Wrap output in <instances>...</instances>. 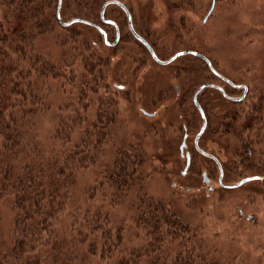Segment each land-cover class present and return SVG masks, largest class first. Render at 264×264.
Listing matches in <instances>:
<instances>
[{
  "label": "trees",
  "instance_id": "trees-1",
  "mask_svg": "<svg viewBox=\"0 0 264 264\" xmlns=\"http://www.w3.org/2000/svg\"><path fill=\"white\" fill-rule=\"evenodd\" d=\"M57 1L0 0V203L7 201L12 214L6 237L0 225V264H228L210 255L189 215L147 188L145 157L135 144L101 164L104 147L117 139L113 98L99 92L108 86L105 64L86 37L62 27ZM103 1L89 0L78 17L100 20ZM46 40L60 49L51 51L55 57ZM77 57L76 93L52 115L48 136L41 134L50 84L68 73L73 80ZM255 90L227 106L217 123L221 134L234 135L222 147L236 154L242 171L264 177V86ZM97 163L101 178L71 206L76 171ZM128 196L130 221L111 224V206Z\"/></svg>",
  "mask_w": 264,
  "mask_h": 264
},
{
  "label": "rangeland",
  "instance_id": "rangeland-1",
  "mask_svg": "<svg viewBox=\"0 0 264 264\" xmlns=\"http://www.w3.org/2000/svg\"><path fill=\"white\" fill-rule=\"evenodd\" d=\"M124 2L135 29L148 30L141 34L153 45L159 59L166 60L180 50H194L231 82L246 85V98L256 94V87L264 86V0H214V3L213 0H187L177 7L167 0ZM212 4L213 10L203 22ZM89 6V0H61L60 15L67 21L80 16L79 9L87 10ZM106 17L113 19L120 31V39L114 46L104 42L95 26L80 22L62 25L82 35L79 38L86 37L88 47L95 50V57L105 64L103 74L108 86L99 92L109 93L113 98L117 139L116 143L104 147L101 164L111 163L120 146L135 144L145 157L147 188L170 200L185 216L189 215V220L198 225L199 236L210 247V255L228 264H264V179L249 180L237 187H224L218 182V163L227 184L251 176L242 171L236 154L222 147L226 140L234 142L235 139L230 133L221 134L222 127L217 123L227 106H235V101L224 96L222 90L229 96H239L242 89L225 83L204 60L190 53L167 63H157L129 32L123 10L110 5ZM95 22L112 41L113 27L99 19ZM178 22L182 23V29L178 28ZM49 42L46 40L51 47L50 54L59 52ZM76 44L65 51H72ZM80 61V57L75 60L73 80L68 73L50 84L47 106L38 117L41 134L48 136L52 115L74 97L82 72ZM206 82L214 86L201 91L199 102L206 122L211 119V123L201 136L199 146L210 152L213 159L199 153L193 144L202 119L192 102V94L198 85ZM94 107L95 104L90 106L91 112ZM183 141L185 147L181 149ZM186 151L190 153V164L182 174ZM102 167L97 163L76 171L71 206L82 202L84 188L101 178ZM203 174L209 182L204 181ZM3 202L0 203V225L6 237L12 214L8 202ZM133 202L134 197L128 196L123 203L112 205L111 224L129 222L134 214ZM84 264H92V259L87 258Z\"/></svg>",
  "mask_w": 264,
  "mask_h": 264
},
{
  "label": "water",
  "instance_id": "water-1",
  "mask_svg": "<svg viewBox=\"0 0 264 264\" xmlns=\"http://www.w3.org/2000/svg\"><path fill=\"white\" fill-rule=\"evenodd\" d=\"M112 3L118 5L121 9H123V10L127 13V20H128L129 28H130L131 31H132V34L135 36V38H137L139 41H141V42L145 45V47L149 50V52H150V54L152 55V57H153L158 63H167V62H169V61L175 59L177 56H179V55H181V54H183V53H191V54H193V55H196V56L200 57L201 59H203V60L208 64V66L210 67V69H211L216 75H218L219 77H222L225 81H227L228 83L232 84L234 87L242 89V94L239 95V96H229V95H227V94L222 90L224 96H226L227 98H230V99H232V100H234V101H241V100H243V99L245 98L246 93H247V91H248V87H247L246 85H244V84H234L233 82H231V81L228 80L227 78L223 77L220 73H218V72L212 67L210 61H209L204 55L200 54V53L197 52V51H194V50L183 51V50H182V51H178V52L174 53V54H173L170 58H168L167 60H160V59L156 56L154 50H153L152 47L149 45V43H148V42H147L142 36H140L139 34H137V33L133 30V27H132V25H131V17H130V15H129V12H128L127 8L125 7V5H124L123 3H121L120 1H118V0H106V1L102 4V6H101V8H100V11H99V15H100L101 19H102L104 22L112 23V21H111L110 19H107V18L104 17V10H105L106 6L109 5V4H112ZM60 9H61V0H58V1H57V9H56V17H57L59 23H60L61 25H63V26H68V25H70V24H72V23H75V22L90 23L89 21H87L86 19L81 18V17H73V18H71V19H69V20H67V21H64V20H62V18H61V15H60ZM98 29H99V31H100L101 33H103V34L105 35L104 31H103L101 28L98 27ZM117 41H118V32H116V37H115V40H114V42H113L112 44H115ZM206 86H214V85L211 84V83H208V82L203 83V84H201L200 86H198V87L195 89L194 93H193V103H194V105L197 107V109H198V111H199V113H200V115H201V118H202V124H201V126H200L198 132L195 134V137H194V143H195V148H196V150H197L198 152H200V153L203 154V155L211 156L208 152H206V151H204L203 149H201V148L199 147V145H198V138H199V136L202 134V132L204 131V129H205V127H206V118H205V113H204L202 107L200 106V104L198 103L196 97H197L198 92H199L203 87H206ZM184 145H185V142L183 141V142H182V145H181V149H183ZM185 157H186V164H185V166H184V168H183V170H182V172H181L182 174H185V172H186V170H187V168H188V166H189V160H190L189 153H186ZM218 166H219V176H218L219 184H220V185H223V186H226V187H237V186H239V185H241V184H243V183H245V182H247V181H249V180H253V179H262V178H264V177L259 176V175L246 176V177L240 178L237 182H234V183H232V184H227V183L223 182V179H222V178H223V172H222V169H221V166H220L219 163H218ZM203 177H204V180H205L206 182H208L209 179L207 178V176H206L205 174H203Z\"/></svg>",
  "mask_w": 264,
  "mask_h": 264
},
{
  "label": "flooded vegetation",
  "instance_id": "flooded-vegetation-1",
  "mask_svg": "<svg viewBox=\"0 0 264 264\" xmlns=\"http://www.w3.org/2000/svg\"><path fill=\"white\" fill-rule=\"evenodd\" d=\"M106 0H104L103 1V3L105 2ZM118 1H120L121 3H125L124 2V0H118ZM167 1H171V2H174L176 5H174V7H177V6H179V3H184L185 1H187V0H167ZM102 3V4H103ZM212 3H214V0H213V2ZM110 5H116V4H109V5H107L106 6V8H105V10H104V17L105 18H107L106 17V9H107V7H109ZM125 5V4H124ZM116 6H118V5H116ZM119 7V6H118ZM125 7L127 8V10H128V12H129V15H130V17H131V25H132V27H133V30L137 33V34H139L140 36H142L148 43H149V45L152 47V49L154 50V48H153V45H151V43L142 35V34H144V33H146V32H148V30H142V29H138V30H136L135 29V27H134V23H133V21H132V16H131V13H130V11H129V9H128V7L125 5ZM181 7V6H180ZM120 8V7H119ZM121 9V8H120ZM121 10H123V9H121ZM213 10V4L211 5V7L209 8V10H208V12H207V15L203 18V22H205L206 20H207V18H208V16H209V14L211 13V11ZM123 12H124V14H125V17H126V22H127V27H128V30H129V32L132 34V31H131V29L129 28V24H128V20H127V13L123 10ZM99 18H100V22L101 23H103V24H105V25H108L109 27H113V29H114V38H113V40L112 41H109V39H108V37H107V33H106V31H105V29H103L102 27H100L99 26V24L98 23H94V22H90V23H87L88 25H92V26H95L97 29H98V27L99 28H101L103 31H104V33H105V35L103 34V33H101L102 34V37H103V39H104V42L106 43V44H108V45H110V46H114L115 44H117L118 43V41H119V39H120V31H119V28H118V26H117V24H116V22L113 20V19H110V18H107V19H110L111 21H112V23H107V22H104L102 19H101V17H100V15H99ZM181 22H178V28L179 29H182L181 28ZM177 28V29H178ZM178 29V32L177 33H179L180 32V30ZM116 32H118V41L115 43V44H112L113 42H114V40H115V37H116ZM142 33V34H141ZM133 35V34H132ZM134 36V35H133ZM134 38H135V36H134ZM138 42H140L143 46H145L141 41H139L137 38H135ZM147 49V48H146ZM183 49H185V48H183ZM148 50V49H147ZM223 80V79H222ZM225 83H227L225 80H223ZM199 86V85H198ZM217 86H219V87H222V88H220V89H223V86L222 85H220V84H217ZM121 88H123V87H121ZM204 88H202L199 92H198V94H197V97H196V99H197V101H198V103L200 104V106L202 107V105H201V103L199 102V94L201 93V91L203 90ZM217 89H219V88H217ZM220 89H219V91H220ZM239 89V88H238ZM195 91V90H194ZM194 93V92H193ZM192 102H193V94H192ZM194 104V103H193ZM196 107V106H195ZM197 108V107H196ZM203 109V108H202ZM198 110V109H197ZM205 130H206V127H205V129H204V131H203V133L205 132ZM203 133L199 136V138H198V145H199V141H200V138H201V136L203 135ZM195 137V136H194ZM193 144H194V149H195V143H194V139H193ZM184 147H185V145H184ZM196 150V149H195ZM205 151V150H204ZM188 151H186V153H187ZM186 153H185V155H186ZM189 153V152H188ZM200 153V152H199ZM211 156H208V155H204V156H206V157H208V158H212L213 159V155L210 153V152H208ZM203 155V154H202ZM189 156H190V153H189ZM191 158V157H190ZM189 164H190V162H189ZM218 168H219V166H218ZM208 178V177H207ZM209 179V178H208ZM205 181V180H204ZM208 182H209V180H208ZM219 182V181H218ZM207 183V182H206Z\"/></svg>",
  "mask_w": 264,
  "mask_h": 264
}]
</instances>
